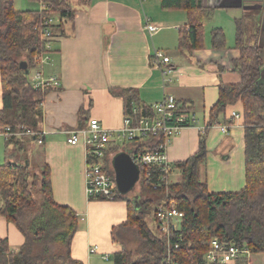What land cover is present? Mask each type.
<instances>
[{
    "label": "crops",
    "instance_id": "0c3cea01",
    "mask_svg": "<svg viewBox=\"0 0 264 264\" xmlns=\"http://www.w3.org/2000/svg\"><path fill=\"white\" fill-rule=\"evenodd\" d=\"M66 1L73 21L65 23L62 34L56 32L51 59L41 67L45 78L59 82V86H52L42 106L43 144L29 135L6 140L0 129V166L7 162L22 164L18 158L23 147L17 138L37 141L44 149L34 151L42 159H38L42 164L35 175L48 164L55 201L70 207L79 219L72 257L84 264H104L113 261L120 249L111 234L114 227L127 220V203L88 199L85 149L82 144L70 145V134L86 129L90 119L99 120L106 129L120 128L126 116L125 106L123 99L113 94L114 90H136L141 103L147 106H154L164 96H172L180 106L186 104L197 120V125L184 129L167 148L171 164L187 160L198 151L200 129L208 126L219 86L240 82L235 72V62L240 58L235 47L237 22L246 27L247 36L260 47L263 58L260 84L264 85V0H202L210 12L203 24L204 47L192 52L179 49L180 30L187 26V13L163 10L161 0ZM52 18L55 24L60 20L59 16ZM148 22L159 25L161 30L151 35L146 29ZM214 29L224 31L225 49L212 47ZM156 51L171 59L168 67L175 69L172 75L164 77L154 67L152 58ZM2 106L0 79V109ZM233 112L240 119L230 118ZM243 113L242 103L229 107L226 118L234 122L230 131L224 134L220 126H214L207 133L208 157L201 177L212 193H236L245 187ZM27 165L30 169V161ZM0 237L9 241L12 252H18L25 243L16 225L2 216ZM93 246L98 251L91 254ZM249 264H264V253L252 254Z\"/></svg>",
    "mask_w": 264,
    "mask_h": 264
},
{
    "label": "trees",
    "instance_id": "16d2710c",
    "mask_svg": "<svg viewBox=\"0 0 264 264\" xmlns=\"http://www.w3.org/2000/svg\"><path fill=\"white\" fill-rule=\"evenodd\" d=\"M37 1L43 3L41 9L17 11L14 0H0V129L4 132L9 128L16 134L10 141L28 132L35 139L41 137L42 106L54 87L34 88L24 67L34 69L36 57L49 52L42 40L45 29L54 36L58 30L62 34L65 23L74 17L66 0ZM161 6L163 10L187 13L188 23L180 30L179 49H202L203 24L209 10L198 0H161ZM55 16H59V22L48 25L46 21ZM247 35L246 27L237 22L235 47L240 58L235 62V72L240 82L219 86L218 100L210 111L198 151L185 161L171 164L169 174L158 166L138 164L142 195L131 200L118 192L117 200L127 203V220L112 230V241L120 248L113 256V264H208L204 255L214 238L248 249L251 254L264 253V85L260 84L263 58L260 47ZM211 36L214 49L226 48L222 29H214ZM112 92L123 99L125 114L133 121L155 117L153 106L142 104L138 91ZM238 103L244 108L245 187L236 193H212L201 177L208 157L207 133L214 126L232 127L233 118L227 120L226 113ZM181 107L190 109L186 104ZM155 143L137 140L110 151L114 156L124 152L134 158L141 151H151ZM111 160H106L104 169L115 177ZM29 170L25 164L7 162L0 166V216L15 224L25 237L18 252H12L9 241L0 237V264H84L74 259L71 251L79 229L78 216L70 207L55 201L50 166L45 164L33 176ZM177 171L181 181L172 184L169 178ZM35 189L42 198L40 204L34 198ZM90 201L107 200L95 197ZM171 203L185 217L180 230L171 235L169 245L159 230L156 211ZM134 241L137 247L132 250ZM235 264H247V260L239 258Z\"/></svg>",
    "mask_w": 264,
    "mask_h": 264
},
{
    "label": "built area",
    "instance_id": "2783aa9c",
    "mask_svg": "<svg viewBox=\"0 0 264 264\" xmlns=\"http://www.w3.org/2000/svg\"><path fill=\"white\" fill-rule=\"evenodd\" d=\"M47 24L54 23L51 17ZM147 31L153 35L161 30V27L148 22L146 25ZM52 35L50 29H45L42 36L43 42L46 44L47 51L45 55L36 57V67L29 71V78L33 74L32 84L34 88H46L50 86H59V82L54 78H45L41 67L48 63L51 59L50 52L53 50ZM153 65L159 69L163 76L172 75L174 68L168 67L171 64V59L162 51H156L152 58ZM155 117H144L137 122L131 117L125 116L123 125L114 130L104 128L97 119H90L86 129L78 130L70 134L68 143L72 146L82 144L86 155V194L88 199L95 197H103L107 201H117L118 190L115 177L105 171V162L114 157L111 148L120 144L131 143L137 140L147 141L155 140L154 148L146 151H141L132 157L133 161L138 164L149 166H158L165 173H170L171 163L168 161L167 148L173 138L181 134V132L190 127L197 125V120L192 117L189 111L183 109L177 100L172 96H164V98L153 106ZM237 112L232 113V118L240 119ZM233 127V126H232ZM229 125H221L222 132L230 131ZM206 128H201L200 132L204 133ZM32 136L31 132L23 135ZM6 140L16 136L9 128L3 132ZM38 144L42 145L43 140L38 139ZM112 161V160H111ZM111 164V163H110ZM142 177V174H141ZM185 214L177 209L174 203L160 206L156 211V221L160 232L167 238L170 245V238L173 233L180 230L181 223ZM97 246L90 248V253H96ZM251 252L248 249L240 248L235 244L221 243L218 238H214L210 249L205 254V261L208 264H235L239 258H246L249 264ZM108 259V256L106 257Z\"/></svg>",
    "mask_w": 264,
    "mask_h": 264
},
{
    "label": "rangeland",
    "instance_id": "374dc122",
    "mask_svg": "<svg viewBox=\"0 0 264 264\" xmlns=\"http://www.w3.org/2000/svg\"><path fill=\"white\" fill-rule=\"evenodd\" d=\"M14 1H15V7L17 9H19L20 11L38 10L42 7L41 3H39L37 0H14ZM34 71H33V73H34ZM17 139H20L18 142L21 143V145L23 147V151L19 153L18 159L22 160V164H25V165H27V162L29 163V161H30L31 167H30L29 171L33 176V174H35V172L41 167V164H42L40 162V160H42V159H40L41 156L39 158H37V154H36L37 152L35 153L34 151H37L38 148L42 149V147H39L40 145L38 146L37 141H33L32 138H24V137L21 138V137H19ZM10 144L11 143H9L8 146H11ZM120 145H121V147H123V144H120ZM14 146H15V144H13L12 148H14ZM79 146H81V145H79ZM40 153L41 152L39 151V154ZM38 159H40V160H38ZM205 164L202 166V171L205 170ZM180 181H181V175L178 171L174 172L173 175H171L169 178V182L172 184L173 183H179ZM139 183L136 185V187L133 189V191H131L128 195H126V197L128 199L133 200L135 198H138V196L142 195V188H141V185ZM36 192L37 191L35 189L34 190V198L37 201V203L40 204L42 202V200H41L40 196H37L38 194H36ZM136 247H137V242L134 241L130 245V248H132V250H135ZM204 260H205V255H204ZM104 262H105L104 264H113L112 260L108 261V262H106V261H104Z\"/></svg>",
    "mask_w": 264,
    "mask_h": 264
},
{
    "label": "water",
    "instance_id": "95a60500",
    "mask_svg": "<svg viewBox=\"0 0 264 264\" xmlns=\"http://www.w3.org/2000/svg\"><path fill=\"white\" fill-rule=\"evenodd\" d=\"M198 4L202 5V0H198ZM24 69L27 73L29 72L27 65ZM112 167L118 192L121 195H128L140 182L141 170L139 166L129 154L123 152L113 157Z\"/></svg>",
    "mask_w": 264,
    "mask_h": 264
}]
</instances>
